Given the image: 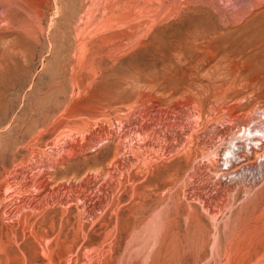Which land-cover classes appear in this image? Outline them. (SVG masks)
Listing matches in <instances>:
<instances>
[{
  "label": "rangeland",
  "instance_id": "obj_1",
  "mask_svg": "<svg viewBox=\"0 0 264 264\" xmlns=\"http://www.w3.org/2000/svg\"><path fill=\"white\" fill-rule=\"evenodd\" d=\"M0 264H264V0H0Z\"/></svg>",
  "mask_w": 264,
  "mask_h": 264
},
{
  "label": "bare ground",
  "instance_id": "obj_2",
  "mask_svg": "<svg viewBox=\"0 0 264 264\" xmlns=\"http://www.w3.org/2000/svg\"><path fill=\"white\" fill-rule=\"evenodd\" d=\"M36 173V172H35ZM25 174V173H24ZM36 177V176H35ZM12 182V181H11ZM10 182V183H11ZM8 184V183H7ZM9 185V184H8ZM34 185H35V183H34ZM6 186V185H5ZM13 188V187H12ZM18 189V188H17ZM19 190V189H18ZM37 192V191H36ZM15 193V192H14ZM21 195V194H20ZM50 197V196H49ZM51 200V199H50ZM6 201V200H5ZM48 252V251H47ZM46 254V253H45ZM50 255V254H49ZM47 256V255H46ZM48 257V256H47Z\"/></svg>",
  "mask_w": 264,
  "mask_h": 264
}]
</instances>
